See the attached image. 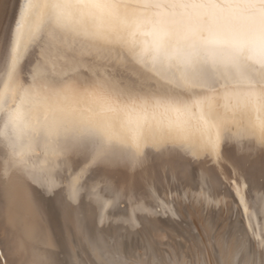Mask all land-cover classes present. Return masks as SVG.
I'll list each match as a JSON object with an SVG mask.
<instances>
[{
  "label": "bare ground",
  "instance_id": "1",
  "mask_svg": "<svg viewBox=\"0 0 264 264\" xmlns=\"http://www.w3.org/2000/svg\"><path fill=\"white\" fill-rule=\"evenodd\" d=\"M19 3L0 0V264H262L255 55L212 73L154 64L116 43L97 9H82L101 23L83 38L39 0L14 63ZM106 96L192 115L169 123L157 109L137 131L126 111H105Z\"/></svg>",
  "mask_w": 264,
  "mask_h": 264
},
{
  "label": "snow or ice",
  "instance_id": "2",
  "mask_svg": "<svg viewBox=\"0 0 264 264\" xmlns=\"http://www.w3.org/2000/svg\"><path fill=\"white\" fill-rule=\"evenodd\" d=\"M38 3L39 0H20L13 29L17 37L14 63L20 37ZM130 6L138 8L131 16L127 14ZM46 7L62 27L83 38H92L101 23L98 16L82 9H97L100 16L113 22L109 33L116 43L135 56L150 52L154 64L175 62L187 69L199 66L212 73L228 63L255 55L257 62L264 65V0H46ZM147 7L159 8L161 12L147 14L143 11ZM102 99L105 111H126L128 125L137 131L144 122L156 117L157 109L163 108L169 123L173 118L179 121L192 115L191 106L186 103L155 100L150 110L147 102L121 105L111 97ZM261 99L264 108V98ZM193 103L201 106L204 101ZM200 118L204 119L202 112ZM13 119L19 121L20 113ZM254 127L264 138V111H258ZM49 131L56 134L57 129L53 126ZM91 138L101 142L100 136ZM210 146L213 150L217 147L215 142H210ZM239 203L244 210L243 201ZM237 264H242V260L238 258Z\"/></svg>",
  "mask_w": 264,
  "mask_h": 264
}]
</instances>
